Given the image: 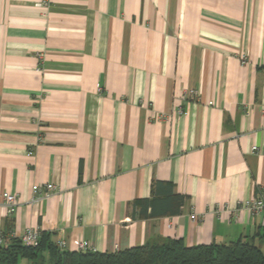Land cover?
Wrapping results in <instances>:
<instances>
[{"label": "crops", "instance_id": "0c3cea01", "mask_svg": "<svg viewBox=\"0 0 264 264\" xmlns=\"http://www.w3.org/2000/svg\"><path fill=\"white\" fill-rule=\"evenodd\" d=\"M253 146L264 149V0H0V194L20 201L12 216L0 207L10 240L40 227L65 251L260 249L262 217L234 213L264 195ZM155 182L185 197L181 212L133 219ZM45 183L57 193L33 203Z\"/></svg>", "mask_w": 264, "mask_h": 264}, {"label": "trees", "instance_id": "16d2710c", "mask_svg": "<svg viewBox=\"0 0 264 264\" xmlns=\"http://www.w3.org/2000/svg\"><path fill=\"white\" fill-rule=\"evenodd\" d=\"M152 199H143L133 208L132 218L176 216L185 197L173 193L170 185L155 182ZM149 211V212H148ZM46 254L50 264H264V253L252 242L237 239L228 244L187 247L181 240L167 239L159 244H144L117 252L65 251L48 235L42 234L32 247L13 239L0 246V264H18L19 259L35 262Z\"/></svg>", "mask_w": 264, "mask_h": 264}, {"label": "built area", "instance_id": "2783aa9c", "mask_svg": "<svg viewBox=\"0 0 264 264\" xmlns=\"http://www.w3.org/2000/svg\"><path fill=\"white\" fill-rule=\"evenodd\" d=\"M43 6V5H38ZM247 62L246 55H241V63L244 64ZM198 93L194 90H190L187 93L184 94V97H189L190 99H197ZM181 112V109H178V113ZM166 119L163 115H155L153 116L154 121L164 120ZM251 153L253 154H259L264 156V149H259L256 146L251 147ZM31 155V153H29ZM57 187L51 183H45L41 186L35 185L32 187L33 195H41V198L33 197L32 202L36 203L40 199H47L57 193ZM20 201L19 197L16 194H11L8 192H4L0 194V207H3L6 211V215L12 216L17 207L19 206ZM239 209H243L247 212H249L251 215L256 216L260 215L262 219L264 220V195L259 196L254 199H249L246 201H243L239 203V208L234 210V213L239 211ZM226 213V209L218 208L216 210L217 216H221V214ZM191 219L193 221H198V216L191 215ZM43 234V231L40 229V227L35 228H29L24 231V233L19 237V241L23 246L26 247H32L38 243V241L41 239V236ZM9 238L0 228V246L5 245L8 242ZM57 247L61 250L66 249V243L64 241H59L57 243ZM93 251L86 243L80 242L77 244L76 251Z\"/></svg>", "mask_w": 264, "mask_h": 264}, {"label": "rangeland", "instance_id": "374dc122", "mask_svg": "<svg viewBox=\"0 0 264 264\" xmlns=\"http://www.w3.org/2000/svg\"><path fill=\"white\" fill-rule=\"evenodd\" d=\"M258 248H259V246H258ZM260 250L263 252L264 251V247H260ZM42 256H43L42 259H39V260H37L35 262H29V261L24 260V259H19V263L18 264H22L21 261H24V263H29V264H31V263L32 264H50L47 255L43 254Z\"/></svg>", "mask_w": 264, "mask_h": 264}]
</instances>
